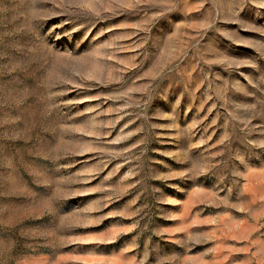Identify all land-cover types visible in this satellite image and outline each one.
Returning a JSON list of instances; mask_svg holds the SVG:
<instances>
[{"label":"rangeland","instance_id":"374dc122","mask_svg":"<svg viewBox=\"0 0 264 264\" xmlns=\"http://www.w3.org/2000/svg\"><path fill=\"white\" fill-rule=\"evenodd\" d=\"M0 264H264V0H0Z\"/></svg>","mask_w":264,"mask_h":264}]
</instances>
